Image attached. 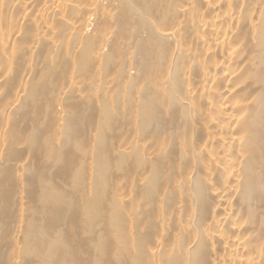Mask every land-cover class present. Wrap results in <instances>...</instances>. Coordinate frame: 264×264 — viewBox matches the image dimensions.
<instances>
[{"label":"bare ground","instance_id":"bare-ground-1","mask_svg":"<svg viewBox=\"0 0 264 264\" xmlns=\"http://www.w3.org/2000/svg\"><path fill=\"white\" fill-rule=\"evenodd\" d=\"M0 264H264V0H0Z\"/></svg>","mask_w":264,"mask_h":264}]
</instances>
